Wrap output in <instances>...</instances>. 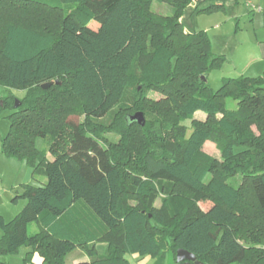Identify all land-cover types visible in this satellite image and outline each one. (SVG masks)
<instances>
[{"label": "trees", "instance_id": "1", "mask_svg": "<svg viewBox=\"0 0 264 264\" xmlns=\"http://www.w3.org/2000/svg\"><path fill=\"white\" fill-rule=\"evenodd\" d=\"M153 1H170L172 15L148 14ZM191 2L0 0V86L26 90L18 106L14 95L0 99V109L13 108L2 152L45 177L12 198L27 201L11 220L0 212V264L23 245L32 248L24 264L35 252L42 264H66L77 248L89 257L78 264H130L127 254L180 264L178 248L204 264H264V73L211 88L208 74L227 59L206 31L185 30ZM227 4L198 0L196 10ZM136 67L144 92L133 85ZM132 111L148 117L145 126ZM115 115L119 140L107 136ZM39 137L48 148H37ZM208 141L219 157L205 151ZM180 193L190 203L178 209L171 198ZM33 222L39 230L29 234Z\"/></svg>", "mask_w": 264, "mask_h": 264}, {"label": "rangeland", "instance_id": "2", "mask_svg": "<svg viewBox=\"0 0 264 264\" xmlns=\"http://www.w3.org/2000/svg\"><path fill=\"white\" fill-rule=\"evenodd\" d=\"M198 0H192L190 5L186 8L181 20L183 22L184 28L188 32H196L200 30H204L207 32L210 41H211V47L213 52L219 53L221 49H223V39L222 37H218L219 32H223V27L227 28V22H223L224 16H226V19L228 22L233 21V13L229 10L227 13L224 11H212V12H199L196 10V4ZM146 12L148 14L153 15L154 17H164L168 15H172L173 13V4L170 1L166 2H157L153 1L147 8ZM243 13V16L241 15ZM246 14L245 7L242 8V12L239 13L244 19ZM58 15V14H56ZM240 16V17H241ZM57 19H51V26H54L57 21ZM96 24H99L98 22H93ZM243 24V23H242ZM94 27H97V25L93 24ZM220 26V29H218ZM227 62L223 64V66L220 69H216L211 71L208 74V84L211 88L214 90L218 89L221 86L222 79L227 77H232L233 75L231 72L233 70L232 66L225 65ZM135 79L133 85L139 84L138 82V76H139V69L138 67L135 68ZM139 90H143L142 85L139 84L138 86ZM145 92L148 93L149 97L160 99L161 94L158 91L155 90H145ZM9 95H14L15 98V105L18 103L19 99L24 98L26 95L25 89H10L4 86H0V99L7 97ZM228 105L231 108H235L236 104L234 101L229 99ZM13 111L12 107H5L0 109V212L5 217L7 221L11 220L26 204V199L19 197L17 202H13L12 198H14L16 195H21L25 191V184L24 182L27 181L30 185L38 186L39 183L32 179L30 177L31 170L33 171V168L30 167L25 160H21L19 158H13L8 157L2 152V140L5 137V135L8 133L10 128V120L8 118V115ZM136 112L141 111H132L128 112L131 115H134ZM144 114V113H143ZM204 112H197L195 114L196 118L204 117ZM117 116H114V123L113 127L116 129L119 128V119ZM145 118V124L147 122L148 117L144 115ZM82 117H71L70 121L72 123L77 124ZM107 121V120H106ZM183 124L187 127V135H189L192 131V120L186 119L183 121ZM145 126V125H144ZM107 136L112 140H119L120 136L117 133V130L114 132H110L107 134ZM36 146L38 149H46L49 145V138H43L39 137L36 139ZM239 149V148H237ZM205 151L219 157L220 151L216 143L208 141L205 145ZM231 181L238 185L240 183V177L231 179ZM165 193H159L156 195L154 204L157 206H161L163 204V199L165 198ZM172 201L177 206L178 209H181L182 207L187 206L190 203V200L188 198V195L185 193L176 194L173 196ZM200 206L204 210H208L212 206V200H204L200 202ZM39 230V225L37 222H33L30 224L28 232L29 234H33ZM3 231L0 229V238L2 237ZM32 251V248L26 245H23L19 248V250L12 254H7L1 257L2 261L5 264H24V258L27 256L28 252ZM35 254H38L41 262L35 263V264H42L43 258L40 256L39 253L35 252L32 255V261L33 256ZM127 258L129 259L130 264H153L155 259H153L151 256L146 255L140 256L138 254H127ZM145 257V258H144ZM89 259L88 255L85 251H83L80 248L75 249L73 252H71L67 257V263L66 264H75L77 262L81 261H87ZM172 260V256L166 254L165 257V264H170Z\"/></svg>", "mask_w": 264, "mask_h": 264}, {"label": "crops", "instance_id": "3", "mask_svg": "<svg viewBox=\"0 0 264 264\" xmlns=\"http://www.w3.org/2000/svg\"><path fill=\"white\" fill-rule=\"evenodd\" d=\"M228 9L234 14L233 21H229L224 16L223 32L218 34L222 37L224 45L218 54H224L227 59L225 65L232 66V77L238 76H259L264 73V0H227ZM245 7L246 14L243 19L242 8ZM241 16V17H240ZM243 23V24H242ZM220 29V26L219 28ZM30 177L39 184L45 181V177L36 176L31 170ZM24 184H29L24 182ZM30 226V225H29ZM29 229V228H28ZM99 254L107 252V243L96 244ZM146 257V256H145ZM144 257V258H145ZM33 262L39 263L41 259L38 254L33 256ZM75 264H78L76 261Z\"/></svg>", "mask_w": 264, "mask_h": 264}, {"label": "water", "instance_id": "4", "mask_svg": "<svg viewBox=\"0 0 264 264\" xmlns=\"http://www.w3.org/2000/svg\"><path fill=\"white\" fill-rule=\"evenodd\" d=\"M51 83H45L42 85L43 88H47ZM17 103L15 106H18ZM130 120L138 122L141 126L145 125V118L143 112H136L134 115L130 116ZM176 262L180 264H204L197 259L196 255L183 249L178 248L176 251Z\"/></svg>", "mask_w": 264, "mask_h": 264}]
</instances>
